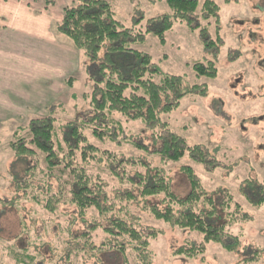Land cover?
Segmentation results:
<instances>
[{
    "label": "rangeland",
    "instance_id": "obj_1",
    "mask_svg": "<svg viewBox=\"0 0 264 264\" xmlns=\"http://www.w3.org/2000/svg\"><path fill=\"white\" fill-rule=\"evenodd\" d=\"M40 1L51 9L56 7L50 11L53 19L60 16L59 21L62 19L60 0H51V3ZM103 1L109 4L118 25L130 28L134 33H143L142 39L129 41L126 47L141 51L150 64L161 71L181 75L190 85L200 86L197 91L182 97L177 107L162 113L160 118L188 146L198 145L203 162L189 153L178 161L166 159L160 153H150L161 146L156 147L159 142L151 144L154 139L151 127L140 120L127 121L120 116H117V121L125 131L113 129L112 133L116 135L114 140L107 137L103 142L99 140L92 134V124L83 126L87 139L97 147H104L122 157L141 158L150 167L160 170L169 181L172 192L179 197H185L191 191V184L182 169V166H188L196 174L201 191L211 195L222 190L215 196L220 198L226 190L233 202L240 206L238 219L242 220L228 226V232L239 237V244L234 250L226 247L232 239L229 236H225L221 242L203 244V235L189 233L156 219L141 207L137 208L143 231L147 232L149 227L159 230V234L149 242L152 255L150 264H264V200H258L264 197V65L259 63L264 62L260 60L264 57V0H214L219 8L217 16L204 18L197 12L188 21H173L172 26L164 32V43L160 42L154 30L160 26L158 17L170 15L165 0ZM33 2H30L31 8L43 9L41 3ZM67 3L69 0H64L62 5ZM209 40L214 44L206 46ZM78 54V69L72 74L70 86L64 87L56 95V101L49 102L47 107L39 102L42 93L35 91L23 78L17 79L5 71L0 75V264H21L19 259L24 257L23 249L35 254L36 259L42 260L41 264L65 263L59 259L61 251L54 247V235L58 229L54 231L49 226L51 216L38 208L36 212L33 211L32 203L15 205L12 201L16 187L10 172L14 169L23 184L24 165L37 160L28 156L26 163L18 162L10 142L16 141L13 135L15 128L27 125L33 118L51 115L53 148L59 159L67 149L66 144L61 142L65 124L74 125L78 119L87 121L92 117L89 101L94 82L87 70L86 55L82 50ZM198 62H212L215 75L196 77L192 66ZM236 78H239V83L233 89L231 85ZM28 90L38 101L28 103ZM200 90L204 94H200ZM3 94L15 98L7 103ZM126 134H129L130 141L124 140ZM161 134L167 135V131L162 130ZM131 142L146 144L152 151L137 149ZM36 153L42 160L43 152L36 149ZM78 153L76 159L83 164ZM87 167L103 170L100 172L108 171V168L104 170V166L98 168L96 164H88ZM110 180L115 182L113 177ZM160 199V196L151 197L149 202L157 203ZM70 207L60 206L71 211ZM224 216L223 212L217 221L223 222ZM59 217H55V223H65L63 217ZM43 224H48L49 229L45 227L47 234ZM82 226L81 221L77 220L72 230H81ZM40 234H43L44 246L34 240V235ZM199 243L204 247L202 254L195 257L175 254L180 246L196 247ZM94 261L95 257H91L87 264H97Z\"/></svg>",
    "mask_w": 264,
    "mask_h": 264
},
{
    "label": "trees",
    "instance_id": "obj_2",
    "mask_svg": "<svg viewBox=\"0 0 264 264\" xmlns=\"http://www.w3.org/2000/svg\"><path fill=\"white\" fill-rule=\"evenodd\" d=\"M165 2L170 15L158 17L160 26L154 30L161 43L165 42L164 32L173 21H188L197 12L204 18L217 16L219 9L214 0ZM62 11L63 16L56 24V30L86 55L87 70L94 82L89 101L93 115L87 121L78 119L74 125L65 124L61 142L66 144L67 149L59 159L53 148V116L36 117L27 125L15 128L13 135L16 141L10 142V147L17 161L26 163L31 156L37 162L31 164L34 162L31 160L24 165L23 184L14 169L9 171L16 187L12 201L15 205L32 203L33 211L38 208L51 216L49 226L54 231L58 229L54 235V247L61 251L59 259H63L64 264H87L91 257H95L94 263L97 264H106L105 261L111 264H150L149 242L159 234V230L149 227L147 232L143 231V223L136 210L139 207L167 224L203 235V244L221 242L229 236L232 239L226 247L234 250L239 244V237L230 234L228 226L242 219H238L239 204L233 202L226 190L223 192L227 193L220 198L215 196L222 190L207 195L200 190L192 169L182 166L191 191L187 196L179 197L172 192L169 181L160 170L150 167L141 158L122 157L119 153L97 147L87 139L83 130L89 124L94 125L92 134L103 142L105 137L110 140L116 138L113 129L125 131L117 116L127 121L140 120L153 131L151 144L159 142L156 147L161 145L150 153H160L172 161H178L189 153L203 162L198 145L188 146L160 118L162 113L177 107L182 97L197 91L200 86L190 85L181 75L161 71L151 65L141 51L126 47L129 41L142 39L144 35L118 25L107 2L69 0ZM209 41L206 46L214 44ZM192 69L196 77H213L216 73L212 62L195 63ZM72 80L71 77L67 80L68 86ZM199 92L204 94L202 90ZM162 130H166L167 135H162ZM129 137L126 134L124 140L130 141ZM131 143L137 149L152 151L146 144ZM36 149L43 152L42 160L37 157ZM78 151L83 164L76 159ZM12 164L13 168L15 162ZM85 164H96L98 168L104 166L103 169L108 168V171L89 169ZM112 177L115 182L110 180ZM158 196L161 197L159 202H149V198ZM258 200L262 202L264 197ZM61 205H69L72 210L61 209ZM223 212L225 220L218 222ZM57 216L63 217L65 223H55ZM100 217L106 222L101 223ZM77 220L81 221L82 229L73 231ZM48 224H43L46 234ZM42 237L43 234L34 235V240L44 246ZM23 250L24 257L19 259L21 264H41L42 260L36 259L35 254ZM203 251L204 247L199 243L196 247L180 246L175 254L195 257Z\"/></svg>",
    "mask_w": 264,
    "mask_h": 264
},
{
    "label": "crops",
    "instance_id": "obj_3",
    "mask_svg": "<svg viewBox=\"0 0 264 264\" xmlns=\"http://www.w3.org/2000/svg\"><path fill=\"white\" fill-rule=\"evenodd\" d=\"M32 1L43 5L40 0H0V75L5 71L17 79L23 78L42 93L39 102L47 107L78 69L79 50L57 32L61 16L53 19L50 13L56 7L31 8ZM63 1L60 0V8ZM29 91H25L28 103L38 101ZM3 97L7 103L15 98L8 94Z\"/></svg>",
    "mask_w": 264,
    "mask_h": 264
},
{
    "label": "flooded vegetation",
    "instance_id": "obj_4",
    "mask_svg": "<svg viewBox=\"0 0 264 264\" xmlns=\"http://www.w3.org/2000/svg\"><path fill=\"white\" fill-rule=\"evenodd\" d=\"M262 59H263V61H264V57L261 58L260 60H262ZM260 60H259V61H260ZM259 63H260L261 65H264V62H261V61H260ZM263 68H264V67H263ZM236 81H237V82H236ZM238 83H239V78H236V79H235V83H234L233 85H231V87L234 89L235 85L238 84Z\"/></svg>",
    "mask_w": 264,
    "mask_h": 264
},
{
    "label": "water",
    "instance_id": "obj_5",
    "mask_svg": "<svg viewBox=\"0 0 264 264\" xmlns=\"http://www.w3.org/2000/svg\"><path fill=\"white\" fill-rule=\"evenodd\" d=\"M237 82V81H236Z\"/></svg>",
    "mask_w": 264,
    "mask_h": 264
}]
</instances>
